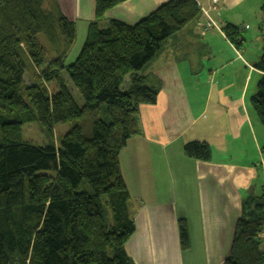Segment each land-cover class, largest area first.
Wrapping results in <instances>:
<instances>
[{"label":"trees","instance_id":"trees-1","mask_svg":"<svg viewBox=\"0 0 264 264\" xmlns=\"http://www.w3.org/2000/svg\"><path fill=\"white\" fill-rule=\"evenodd\" d=\"M125 1L95 0L82 49L67 64L77 29L56 0H0V264H133L125 247L136 223L120 154L140 132L141 105L156 103L160 91L142 71L201 9L196 0H169L135 23L112 18L101 25ZM239 27L222 28L237 47L244 39ZM40 35L53 42L55 58H48ZM254 67L262 74L251 105L264 124V47ZM32 121L50 137L56 124H74L60 144L36 145L22 137L23 124ZM184 152L194 160L213 158L206 141L187 142ZM84 182L88 189L81 188ZM261 190L243 202L222 264H264ZM179 235L189 248L186 219L179 220Z\"/></svg>","mask_w":264,"mask_h":264},{"label":"crops","instance_id":"crops-1","mask_svg":"<svg viewBox=\"0 0 264 264\" xmlns=\"http://www.w3.org/2000/svg\"><path fill=\"white\" fill-rule=\"evenodd\" d=\"M57 1L75 22L88 8L93 9L89 20L95 16V0ZM167 1L127 0L105 14V23L112 18L135 23ZM256 2L221 0L218 12H211L220 30L203 31V16L196 19L171 36L142 71L146 83L160 84V91L156 103L141 105L140 132L120 154L136 221L125 247L133 264H222L243 202L259 193L257 163L234 158L235 144L240 152L244 142L257 152L264 149V126L250 107L256 88L249 92L248 87L254 73L262 74L254 63L263 52L264 28L258 26L257 35L250 32ZM255 22L263 23L264 16ZM226 23L250 25L239 47L222 32ZM249 38L258 46L251 47ZM31 77L25 75L27 83ZM197 140L210 144V161L185 155V144ZM180 219L189 226L187 249L181 245Z\"/></svg>","mask_w":264,"mask_h":264},{"label":"rangeland","instance_id":"rangeland-1","mask_svg":"<svg viewBox=\"0 0 264 264\" xmlns=\"http://www.w3.org/2000/svg\"><path fill=\"white\" fill-rule=\"evenodd\" d=\"M220 1L221 0H209V4L207 6H204L198 0H196L197 4L199 5V7L201 9V14L196 19L197 20H199V19L201 20V17L203 16V22L204 23L206 22V20L208 21L209 19H212L214 22L218 23L217 20H215V18L213 17V15H212L211 12L212 11L213 12H216V13L218 12L219 6H220ZM255 1L256 0H253V3H255ZM57 4L59 6L58 8H59L60 12L66 18H68L70 21L74 22V24L76 26V29H77L76 41L73 44L72 49L70 50L68 56L65 58V62L68 64V63H72L73 61H75V59L77 58V56L79 55V53H80V51L82 49V46L84 44V41H85V38H86V35H87V29H88L89 23L91 21V20H89V16L92 13L93 9L92 8H88L87 13L84 14V15H82L84 17H78L77 18V22H75V21H73L72 16L69 14L70 12L68 11V8L66 9L65 7L60 6V4L58 3V1H57ZM260 6H261V0H258V2H256V8H254V10H258L259 9L258 10V16L256 18L254 17L255 19L259 18L260 16H264V13H262ZM94 18H95V16H94ZM255 19H253L252 24L255 23L256 25H255V27H253V26L251 27L250 32L253 33V31H254V35H257L256 33L259 30L257 28L260 25L263 26V23H260L258 25V22H255ZM194 21H192V22H194ZM192 22H190L189 24H191ZM103 24H105V20L101 22V25H103ZM218 25H219V27L221 26L219 23H218ZM246 25L247 24L241 25L239 27L240 30L243 31L244 29H249L250 28V27L249 28L246 27ZM223 26H225V24ZM209 29H211V28H209ZM205 30L206 29L203 28V31H205ZM248 31L249 30H246V32H248ZM222 32L225 33V31L223 29H222ZM225 36L227 37L226 33H225ZM262 37L264 38V33L262 34L261 38ZM40 40H41L42 44L48 50V54H49V57L48 58L49 59L50 58L51 59L55 58V56L57 55V53H56V51H54L55 48H53V46L51 45V44H53V42L50 39H48V38H46L44 36H41V35H40ZM178 40H180V39H178ZM255 41L256 42H259V43L261 42V41H259V39H256ZM247 43L250 44L251 47H257L258 46V44L257 43H254V40L253 39H250V38L248 39V42ZM29 72H31V76L34 75V73L32 71H29ZM36 73L37 74H40V72H39L38 69H37ZM258 76L259 75H257L256 73H254L253 76L251 77V82H250V85L248 86L249 87V92L252 89L257 88V82H258V79H259ZM64 77L68 81L70 88L73 89L74 96L77 99L78 103H80L82 105L83 104V99L81 98V96H80L79 92L77 91L75 85L70 80V78L68 77V75L66 74V72L64 73ZM31 79H33V76L31 77ZM48 88L50 89V91H53L56 88V84L53 83V82H51V83L48 84ZM250 107L253 110L252 105H251V99H250ZM253 112H255V111L253 110ZM260 121H261V119L259 118V124L262 123V121H261V123H260ZM73 124H74V122H64V123H58V124H56L54 126V129H53V135L50 137L48 135V133L45 131V129L42 127V125L38 121L28 122V123L23 124V127H22V137H23V139L25 141L31 142V143L36 144V145L49 144L51 141H53L54 144L58 145V144H60V139L71 129V127L73 126ZM256 125H255V127H257ZM262 125L264 126L263 123H262ZM262 135L264 136V133ZM248 143H245V142L242 143V150H241V152L238 151V148H239L238 144H235L234 145L235 154H236L234 156V158L235 159H242L244 161H251V162L255 161V163H257V166H258V168L260 170V177L258 179L259 180V185H258V190L259 191L258 192H260V191H262L261 188H264V151H263L264 149H263V147L262 148H259L258 149V152H257L255 149L253 150L252 146H250V144H248ZM248 147H249V150H248ZM238 153H240V154L242 153V156L237 157L238 156ZM247 153H249V156H248ZM248 158H249V160H246ZM261 185H263V186L261 187ZM81 188L82 189H88L86 182H84L81 185ZM102 199H103L104 204L107 205V206H105L106 216L109 219H111V209H110V205H108V203L106 202V201H108V197L106 195H104L102 197ZM129 201H130V199H129ZM129 207H130V205H129ZM130 211H131V207H130ZM131 214H132V216H133V218L135 220V217H134V215H133L132 212H131ZM135 223H136V221H135ZM261 236L264 239V232L261 234ZM263 247H264V245H263Z\"/></svg>","mask_w":264,"mask_h":264},{"label":"built area","instance_id":"built-area-1","mask_svg":"<svg viewBox=\"0 0 264 264\" xmlns=\"http://www.w3.org/2000/svg\"><path fill=\"white\" fill-rule=\"evenodd\" d=\"M219 28L218 23L214 22L212 19H209L208 21L206 20V22L203 24V28L208 30L209 28ZM246 27L249 28V24L246 25Z\"/></svg>","mask_w":264,"mask_h":264},{"label":"bare ground","instance_id":"bare-ground-1","mask_svg":"<svg viewBox=\"0 0 264 264\" xmlns=\"http://www.w3.org/2000/svg\"><path fill=\"white\" fill-rule=\"evenodd\" d=\"M218 29L220 30V27Z\"/></svg>","mask_w":264,"mask_h":264}]
</instances>
